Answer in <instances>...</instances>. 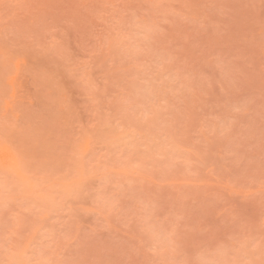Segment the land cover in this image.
Listing matches in <instances>:
<instances>
[{
    "label": "rangeland",
    "instance_id": "obj_1",
    "mask_svg": "<svg viewBox=\"0 0 264 264\" xmlns=\"http://www.w3.org/2000/svg\"><path fill=\"white\" fill-rule=\"evenodd\" d=\"M0 264H264V0H0Z\"/></svg>",
    "mask_w": 264,
    "mask_h": 264
}]
</instances>
